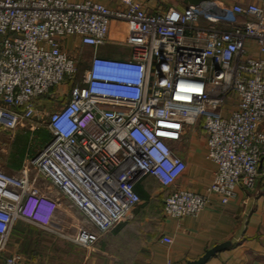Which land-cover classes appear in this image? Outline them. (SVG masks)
<instances>
[{
	"label": "built area",
	"instance_id": "obj_1",
	"mask_svg": "<svg viewBox=\"0 0 264 264\" xmlns=\"http://www.w3.org/2000/svg\"><path fill=\"white\" fill-rule=\"evenodd\" d=\"M218 9L212 0L156 13L136 0H0V125L34 122L51 134L17 172L0 169V250L18 219L56 231L61 200L39 189L40 177L79 211L72 240L90 245L140 202L139 176L169 186L186 168L172 145L186 126L204 130L216 168L207 193L170 192L167 215L196 214L208 193L226 203L237 184L264 177V7L234 4L253 19L227 27ZM111 20L127 25L125 55L97 51ZM68 35L93 52L65 51ZM61 84V102L39 115L38 95ZM0 264L30 262L15 252Z\"/></svg>",
	"mask_w": 264,
	"mask_h": 264
},
{
	"label": "crops",
	"instance_id": "obj_2",
	"mask_svg": "<svg viewBox=\"0 0 264 264\" xmlns=\"http://www.w3.org/2000/svg\"><path fill=\"white\" fill-rule=\"evenodd\" d=\"M94 1L109 6L121 3V0ZM136 1L152 13L172 6L183 10L192 3L190 0ZM212 1L219 5L214 13L225 22L216 23L222 27L253 19L250 14L234 12V4L258 2L264 7V0ZM199 24H209V20L201 16ZM126 31V23L111 20L108 39L97 51L114 57L127 54L129 46L125 43ZM63 49L76 52L79 56L93 52L91 46L82 45L79 37L74 35L64 37ZM252 53L257 54L255 51ZM62 87L61 84L38 95L36 102L39 115L61 102L59 94ZM33 124L34 122L19 125L12 130L0 125V169L17 172L49 140V128L43 124ZM172 145L175 152L186 161V168L169 186H164L152 174L139 176L134 187L143 193L140 195V202L109 229L100 233L96 241L88 246L80 245L84 249H80L76 262L67 261L65 251L60 252L62 257L57 255L55 260H51L50 257H54L49 247L44 252L31 256L20 250V237L23 234L12 230L5 247L0 250V259L18 252L30 264H185L200 257L207 249L227 243L202 264H264V177L256 175L250 186L237 184L226 203L220 202L216 194L208 193V203L196 214L169 216L163 209L165 197L177 188L207 193L206 187L216 168L215 163L207 156L206 134L199 124L186 126L183 139L172 141ZM37 186L41 191H50L61 200L57 210L59 223L56 230L72 226L75 227L72 230L76 231L82 220L79 211L75 207H69L66 198L59 195L45 178L40 177ZM74 222L78 225H74ZM21 226L23 230L32 228L39 231L37 226ZM164 234L172 238L170 243L161 240Z\"/></svg>",
	"mask_w": 264,
	"mask_h": 264
},
{
	"label": "trees",
	"instance_id": "obj_3",
	"mask_svg": "<svg viewBox=\"0 0 264 264\" xmlns=\"http://www.w3.org/2000/svg\"><path fill=\"white\" fill-rule=\"evenodd\" d=\"M134 188L138 192L139 195H143V193L140 190H137L136 187ZM21 227H22L21 222L16 220L12 226V231L14 233L23 234V237L20 240L21 241L20 250L25 251L27 254L32 256V255H35L36 253L44 252L45 249H47V247L49 246V244L50 246L53 247V249L57 252V254H58L59 249H61L62 252L63 251H65L66 253L69 252L68 250L63 249V248H66V245H64V242H62L63 240H59V239L55 240L54 238L51 237V235L48 232L43 231V230H39L37 232L36 229H32V228L28 230H23V228ZM52 241H61L63 243V247L59 244L53 246ZM75 252L76 251H72L71 253L72 255L66 256L69 259L71 258L70 259L71 263H74L77 261V258H76L77 255ZM78 252H80V250Z\"/></svg>",
	"mask_w": 264,
	"mask_h": 264
},
{
	"label": "rangeland",
	"instance_id": "obj_4",
	"mask_svg": "<svg viewBox=\"0 0 264 264\" xmlns=\"http://www.w3.org/2000/svg\"><path fill=\"white\" fill-rule=\"evenodd\" d=\"M88 55V54H87ZM87 55H86V57H87ZM86 64V62L85 61H81L80 62V65H85ZM81 66V67H82ZM61 208H62V205L60 206ZM17 221H20L21 222V225H23V226H26V227H31V226H33V227H36V226H34L33 224H31V223H29V222H27V221H25V220H23V219H18ZM74 225H78V223L77 222H74L73 223ZM71 228H62V229H59V230H56V231H54V232H49V234L51 235V237L52 238H54L55 240H63L62 242H64V245H66V248H63V249H66V250H68L69 252L68 253H66V256H68V255H72L71 253H72V251H76L75 253H76V255H77V258H78V255L80 254L78 251L81 249V250H83L84 248L83 247H81L80 245H78L77 243H75L73 240H72V236L74 235V232H75V229H73L72 230V228H75V227H72V226H70ZM37 228V227H36ZM39 228V227H38ZM56 229V228H55ZM39 230H41L40 228H39ZM12 232V231H11ZM10 236V235H9ZM9 239V238H8ZM22 238L20 237V240H21ZM13 240H15V238L13 239ZM61 241H52V243H53V246L54 245H61L62 247H63V243H62ZM46 245H48V244H46ZM39 247V246H38ZM49 248H50V250H51V252L53 253V257L54 258H51L50 257V259L51 260H55L56 258V256L58 255L59 257H62V253H60L62 250L61 249H59V251H58V254H57V252L53 249V247L52 246H50V244H49V246H48ZM71 248V249H70ZM71 257V256H70ZM67 259V258H66ZM71 259V258H70ZM69 258L67 259V261H69L70 260ZM30 262V261H29Z\"/></svg>",
	"mask_w": 264,
	"mask_h": 264
},
{
	"label": "water",
	"instance_id": "obj_5",
	"mask_svg": "<svg viewBox=\"0 0 264 264\" xmlns=\"http://www.w3.org/2000/svg\"><path fill=\"white\" fill-rule=\"evenodd\" d=\"M192 3L190 4H197L199 2H201L202 0H190ZM225 244L227 243H221V244H217L209 249H207L204 254H202L200 257H198L197 259L193 260V261H188L185 264H202L206 261V259L211 255L214 254L217 250L223 248L225 246Z\"/></svg>",
	"mask_w": 264,
	"mask_h": 264
}]
</instances>
